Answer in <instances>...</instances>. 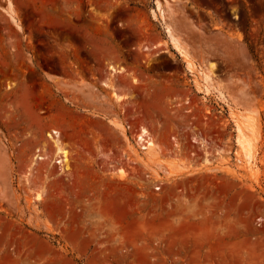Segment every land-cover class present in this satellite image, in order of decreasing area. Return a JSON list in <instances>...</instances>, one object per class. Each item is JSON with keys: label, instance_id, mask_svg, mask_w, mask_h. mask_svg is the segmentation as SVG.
<instances>
[{"label": "rangeland", "instance_id": "rangeland-1", "mask_svg": "<svg viewBox=\"0 0 264 264\" xmlns=\"http://www.w3.org/2000/svg\"><path fill=\"white\" fill-rule=\"evenodd\" d=\"M0 264H264V0H0Z\"/></svg>", "mask_w": 264, "mask_h": 264}, {"label": "bare ground", "instance_id": "bare-ground-1", "mask_svg": "<svg viewBox=\"0 0 264 264\" xmlns=\"http://www.w3.org/2000/svg\"><path fill=\"white\" fill-rule=\"evenodd\" d=\"M174 45H175V47L177 48V49H179V51L184 55V56H186V61H187V65L189 66V67H193L194 66V63H193V61L190 59V57H189V55H188V53H187V51H186V49L183 47V46H181L177 41H175L174 40ZM110 69L112 70V73H115V72H117V71H121V68H118V67H116L115 65H110ZM106 85H108V86H113L112 84H110L109 82H107V81H105L104 82ZM213 88H216L217 89V87H213ZM210 89V88H209ZM220 92V91H219ZM220 94H221V96H223V93H222V90H221V92H220ZM122 123V122H121ZM121 123H119V124H116L120 129H122L123 131H124V125L123 124H121ZM116 126V127H117ZM56 133H58V131H55ZM238 134H241V133H238ZM138 136V142H139V144H140V146H141V149L139 150V148H136L135 149V152L138 154V153H142V152H144V153H150L151 154V152H154L155 151V153H156V150L158 149V144H157V142L154 140V138L150 135V133H149V131L147 130V128H145V127H143L142 129H141V131H140V133L137 135ZM243 136V135H242ZM243 139V138H242ZM56 141H57V144H58V152H60V153H63L62 154V159H60V161H65V162H67L68 161V158H67V150L66 149H64V147L62 148V146H59V143H60V141H59V139H56ZM244 141H245V139H244ZM246 142V141H245ZM239 143H244L242 140H240V142ZM160 147V146H159ZM242 147V146H241ZM249 146L247 145H245V144H243V147H242V149L244 148L245 149V154H246V156H248V157H251V153H250V149L248 148ZM66 168L68 169V168H70L68 165H66Z\"/></svg>", "mask_w": 264, "mask_h": 264}]
</instances>
